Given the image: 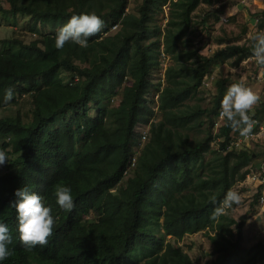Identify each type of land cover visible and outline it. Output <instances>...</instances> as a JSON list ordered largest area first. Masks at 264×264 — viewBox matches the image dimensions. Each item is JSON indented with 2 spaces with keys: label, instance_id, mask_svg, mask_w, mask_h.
Segmentation results:
<instances>
[{
  "label": "trees",
  "instance_id": "obj_1",
  "mask_svg": "<svg viewBox=\"0 0 264 264\" xmlns=\"http://www.w3.org/2000/svg\"><path fill=\"white\" fill-rule=\"evenodd\" d=\"M7 1L11 9L0 12L29 15L53 30L80 13H95L104 24L86 48L66 42L56 49V33L30 44L0 39L9 46L0 53V99L8 88L34 99L31 122L19 114L0 118V148L14 156L0 175V222L9 229L12 250L3 264H195L176 242L203 231L214 233L208 237L216 254L206 264H263L262 243L242 246L244 217L238 221L225 212L210 218L254 160L247 147L226 154L211 148L225 82H217L205 137L190 144L180 134L206 113L182 107L212 67L251 58V45H227L211 57L191 49L192 15L209 0H144L136 13L128 12V0ZM168 4L162 28L157 16ZM114 24L120 28L111 34ZM161 55L173 64L157 100L162 119L152 121L156 111L147 97ZM119 91L111 113L110 100ZM250 119L263 121L264 103ZM138 125L149 128L148 142ZM235 135L225 123L217 137L228 142ZM58 185L71 188L70 212L55 204ZM21 186L41 195L55 218L47 244L31 250L21 245L16 210L8 206Z\"/></svg>",
  "mask_w": 264,
  "mask_h": 264
},
{
  "label": "rangeland",
  "instance_id": "obj_2",
  "mask_svg": "<svg viewBox=\"0 0 264 264\" xmlns=\"http://www.w3.org/2000/svg\"><path fill=\"white\" fill-rule=\"evenodd\" d=\"M143 1L128 0V12L136 13ZM209 1H204L193 13L192 25L187 37L191 41V49L199 51V54L211 57L217 50L231 44L250 46V37L258 32H264V0ZM169 5L163 8V15L159 13L157 16L159 25L162 28L165 25V21L162 20H166V13H169L168 7L170 10ZM0 8L10 10L11 5L7 0H0ZM261 25H263L262 28L260 27ZM117 31L110 33L114 34ZM56 32L57 30L51 29L47 24L35 21L29 15L19 12L11 14L0 12L1 40H18L24 44H30L40 42L45 35L55 34ZM222 40H224V44H220ZM8 49V45H0V53H4ZM161 59V67L156 69L157 72L150 77L153 86L150 89V95L147 97V100H150L148 104L156 111V116L152 121H160L162 119L160 112L157 110V99H159L161 91L166 86V70L173 64V60L169 56L161 55ZM63 79L65 82H71L69 74H64ZM217 82H225L226 88L233 83H240L257 94L259 101L252 106L248 114L252 113V110V114H254V109L261 108L264 103V68L256 65L254 59L249 58L237 64L236 58H234L213 66L209 74L204 78L199 90L182 107L185 111L192 113L198 110L206 111L197 120L198 122H193L194 127L180 130L182 137L185 140L187 139L190 144H194L204 138L210 128L209 120L213 116L211 114L209 116L207 112L213 109L214 98L217 95ZM121 95L122 91H119L110 100L109 110L111 113L119 106ZM33 111L34 99L32 93L14 94L13 100L0 108V118L15 117L19 114L24 122H31ZM90 114L91 116L96 115L95 108H92ZM200 123L203 125L199 126ZM146 129H148L147 126L138 125L137 130L141 132ZM213 147L211 145L212 149ZM248 148L256 155L249 167L250 171H255L257 166L264 163V133L261 138L250 141ZM141 149L142 146L137 150ZM0 151L3 150L0 148ZM4 152L7 155V161L0 165V175L10 170V162L14 158L8 152ZM207 157V159H210L211 154ZM258 188L248 181L245 182V180L236 183L231 190L239 193L240 202L225 211L238 221L243 217L245 218L242 246L246 250L260 243L264 245V203L260 201V198L264 197V195L262 194L263 191ZM213 234L211 231H203L193 235H186L176 244L183 248L195 264H206L216 258L208 237ZM170 239V237L167 238V240Z\"/></svg>",
  "mask_w": 264,
  "mask_h": 264
},
{
  "label": "clouds",
  "instance_id": "obj_3",
  "mask_svg": "<svg viewBox=\"0 0 264 264\" xmlns=\"http://www.w3.org/2000/svg\"><path fill=\"white\" fill-rule=\"evenodd\" d=\"M104 21L95 13H80L71 16L61 26L54 40V47L61 49L66 42L80 48L88 46L89 37L95 36L103 27ZM251 58L256 65L264 68V32H258L250 37ZM13 90L8 88L4 91L0 103H8L13 100ZM259 101V97L250 88L240 83L229 85L220 101V115L224 118L226 126L237 131L240 136L251 134L252 121L248 114L249 110ZM7 161V155L0 151V165ZM14 199L9 202L10 207L16 210L17 231L23 247L31 250L37 245L44 246L48 238L53 234L55 218L51 214L50 206L43 203V198L28 186H21L14 190ZM55 204L62 211H71L74 201L71 188L68 185H58L54 192ZM213 204L216 198L210 197ZM238 192L229 189L223 198L216 204L210 218H215L234 205L239 204ZM11 236L7 225L0 222V264L11 255L8 245Z\"/></svg>",
  "mask_w": 264,
  "mask_h": 264
},
{
  "label": "built area",
  "instance_id": "obj_4",
  "mask_svg": "<svg viewBox=\"0 0 264 264\" xmlns=\"http://www.w3.org/2000/svg\"><path fill=\"white\" fill-rule=\"evenodd\" d=\"M167 14L168 13H166V16ZM119 28H120L119 24H114L111 28V32H114ZM224 124H225V120L220 115V109H219L218 115L214 117L213 141L211 145L212 147L214 146L213 147L214 150L224 154L229 152H238L242 150L243 148L249 146L250 141L256 140L257 138H261V135L264 133V121L259 123L257 120H255L252 123L250 135L248 136L235 135L232 136L231 140L227 142L224 139L217 137L220 128H222ZM256 125H258L257 130L255 128ZM141 132L143 134V140H146L149 133V128ZM135 161L136 158H133L132 166L135 165ZM246 181L256 185L257 187L264 186V163H262L260 166H257L255 171L251 170L245 179V182ZM260 201L264 203V197H261Z\"/></svg>",
  "mask_w": 264,
  "mask_h": 264
},
{
  "label": "crops",
  "instance_id": "obj_5",
  "mask_svg": "<svg viewBox=\"0 0 264 264\" xmlns=\"http://www.w3.org/2000/svg\"><path fill=\"white\" fill-rule=\"evenodd\" d=\"M166 6H167V5H166ZM248 59H249V58H248ZM261 73H262V70H261ZM262 74H263V73H262ZM254 112L256 113V110H255V109H254ZM252 113H253V110H252ZM252 113L249 114L250 117H252V116L255 114V113H254V114H252ZM263 121H264V119H263ZM263 121H261V122H263ZM261 122H259V123H261ZM248 147H249V146H247V148H248ZM248 149L250 150V148H248ZM253 154H254V153H253ZM255 156H256V155L254 154V157H255ZM261 164H262V163H261ZM261 164H260V165H261ZM260 165H259V166H260ZM258 189H259V188H258ZM262 191H263L262 194L264 195V188L262 189Z\"/></svg>",
  "mask_w": 264,
  "mask_h": 264
}]
</instances>
